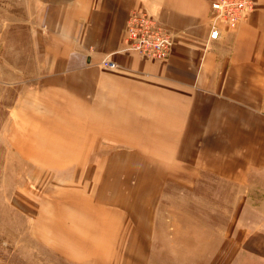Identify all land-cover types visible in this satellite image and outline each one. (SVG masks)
Segmentation results:
<instances>
[{"label":"crops","instance_id":"0c3cea01","mask_svg":"<svg viewBox=\"0 0 264 264\" xmlns=\"http://www.w3.org/2000/svg\"><path fill=\"white\" fill-rule=\"evenodd\" d=\"M211 1L41 0L45 73L25 95L29 124L41 123L37 164L89 167L83 177L107 208L151 199L175 180L172 167L235 180L246 165L264 164V0L209 41ZM138 8L172 30L166 61L120 51ZM105 56L119 66L102 67Z\"/></svg>","mask_w":264,"mask_h":264},{"label":"rangeland","instance_id":"374dc122","mask_svg":"<svg viewBox=\"0 0 264 264\" xmlns=\"http://www.w3.org/2000/svg\"><path fill=\"white\" fill-rule=\"evenodd\" d=\"M43 19L41 0H0V264H264V164L235 180L172 167L162 192L108 208L89 167L37 164L25 95L45 73Z\"/></svg>","mask_w":264,"mask_h":264},{"label":"built area","instance_id":"2783aa9c","mask_svg":"<svg viewBox=\"0 0 264 264\" xmlns=\"http://www.w3.org/2000/svg\"><path fill=\"white\" fill-rule=\"evenodd\" d=\"M258 0H212L209 17V41L217 40L223 26L238 27L250 13H253ZM123 45L120 51L132 52L153 61L167 58L173 51L174 34L162 25L147 9H133L124 27ZM105 68L119 65L109 56L101 63Z\"/></svg>","mask_w":264,"mask_h":264}]
</instances>
